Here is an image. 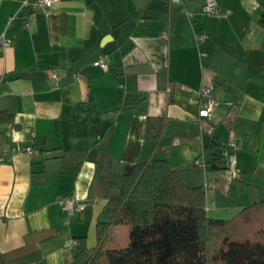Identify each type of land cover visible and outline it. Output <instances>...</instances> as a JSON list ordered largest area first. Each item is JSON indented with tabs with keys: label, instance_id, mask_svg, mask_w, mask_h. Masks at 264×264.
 <instances>
[{
	"label": "crops",
	"instance_id": "0c3cea01",
	"mask_svg": "<svg viewBox=\"0 0 264 264\" xmlns=\"http://www.w3.org/2000/svg\"><path fill=\"white\" fill-rule=\"evenodd\" d=\"M31 1L0 0V111L11 115L0 121V264H74L67 240L97 245L100 150L121 164L166 159L205 191L212 218L264 198V0H214L212 14L206 0ZM210 83L212 121L198 103ZM230 141L234 175L210 162ZM68 197L86 206L70 213Z\"/></svg>",
	"mask_w": 264,
	"mask_h": 264
},
{
	"label": "trees",
	"instance_id": "16d2710c",
	"mask_svg": "<svg viewBox=\"0 0 264 264\" xmlns=\"http://www.w3.org/2000/svg\"><path fill=\"white\" fill-rule=\"evenodd\" d=\"M9 119L0 111V121ZM155 121L147 117V136L155 132ZM224 161L222 153L210 160L215 169ZM95 178L108 218L97 223L94 248L79 239L74 264H264V198L231 218H212L205 191L186 185L166 159L121 164L104 150ZM111 225L129 227L127 246L105 247Z\"/></svg>",
	"mask_w": 264,
	"mask_h": 264
},
{
	"label": "built area",
	"instance_id": "2783aa9c",
	"mask_svg": "<svg viewBox=\"0 0 264 264\" xmlns=\"http://www.w3.org/2000/svg\"><path fill=\"white\" fill-rule=\"evenodd\" d=\"M56 0H32L30 3L35 10H46L51 4ZM28 2V0H23V3ZM202 10L205 13L212 14L216 12V6L214 0H206L204 5L202 6ZM196 40L202 41L206 35L202 33L194 34ZM9 44V40L4 32L0 33V47H5ZM95 65L104 68L105 63L104 59L100 58L94 62ZM50 76L57 80L59 76L56 73H51ZM215 84L210 83L207 86H203L198 90V103H199V115L201 118H204L208 121H212L214 118V111L217 105V99L214 95ZM238 149V144L236 141H230L223 146L222 155L225 160L226 168L233 175L236 172L235 163H236V155L235 152ZM19 151H23L26 153H32L34 151L31 145L22 146ZM8 155L7 150H0V161H3ZM63 205L68 212L80 211L82 210L86 204L77 200L74 197H68L63 200ZM80 241L77 238L69 239L65 242V245H79Z\"/></svg>",
	"mask_w": 264,
	"mask_h": 264
},
{
	"label": "rangeland",
	"instance_id": "374dc122",
	"mask_svg": "<svg viewBox=\"0 0 264 264\" xmlns=\"http://www.w3.org/2000/svg\"><path fill=\"white\" fill-rule=\"evenodd\" d=\"M120 227H124L126 229V234H128L129 227L128 226H114V229L108 232V237L105 242V247L109 249L122 248L128 245V240L125 241V233L124 236L121 235L120 230L117 231L115 229H119Z\"/></svg>",
	"mask_w": 264,
	"mask_h": 264
},
{
	"label": "water",
	"instance_id": "95a60500",
	"mask_svg": "<svg viewBox=\"0 0 264 264\" xmlns=\"http://www.w3.org/2000/svg\"><path fill=\"white\" fill-rule=\"evenodd\" d=\"M146 0H134L135 4L138 6V7H141L144 3H145Z\"/></svg>",
	"mask_w": 264,
	"mask_h": 264
}]
</instances>
